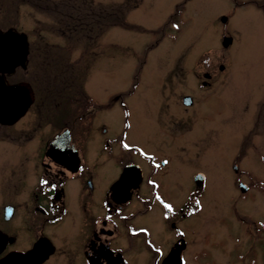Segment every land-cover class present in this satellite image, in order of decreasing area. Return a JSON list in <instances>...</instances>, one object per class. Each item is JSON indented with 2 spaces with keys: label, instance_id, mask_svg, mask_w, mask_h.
<instances>
[{
  "label": "rangeland",
  "instance_id": "obj_1",
  "mask_svg": "<svg viewBox=\"0 0 264 264\" xmlns=\"http://www.w3.org/2000/svg\"><path fill=\"white\" fill-rule=\"evenodd\" d=\"M13 5L6 13L0 10V25L10 23L26 32L30 46L40 39V76H32L33 61L28 72L36 100L16 123L25 138L53 129L43 116L36 125V115L49 107V100L45 106L40 102L45 79L77 78L98 103H113L95 115L97 127L106 131L102 140L118 134L131 152L167 158V165L154 174L163 194L178 199L192 186L194 168L205 173L204 204L198 217L189 220L199 223L200 236L215 242L201 254L206 264H264V0H14ZM84 11L88 17L91 11L105 12L106 17L102 21L104 17L92 16L90 23ZM223 37L229 39L225 47ZM203 61L215 63L216 74L200 97L218 85L204 106L180 109L171 117V95L163 112L166 99L159 90L152 96L150 80L159 83L166 67L178 62L182 74L177 78L189 77V85L190 77L204 70ZM134 77L142 85L134 97L124 99L128 113L122 99H111L127 90ZM152 98L160 107L158 114ZM98 136L92 135L101 142ZM27 139L17 138L20 143ZM93 145L89 142L88 147ZM14 155L0 143V177L4 170L5 177L16 176V169L3 167ZM103 171L107 174L109 168ZM238 181L247 186L246 192L238 190ZM14 193L0 187V215L1 201L12 202ZM138 221L149 219L144 215ZM254 228L261 235L255 236Z\"/></svg>",
  "mask_w": 264,
  "mask_h": 264
},
{
  "label": "flooded vegetation",
  "instance_id": "obj_2",
  "mask_svg": "<svg viewBox=\"0 0 264 264\" xmlns=\"http://www.w3.org/2000/svg\"><path fill=\"white\" fill-rule=\"evenodd\" d=\"M13 2L10 0L7 4L0 0V10L8 12L9 6H17ZM39 41L37 37L36 44L30 46L32 41L26 32L10 23L0 25V113L11 118L16 113L14 107L21 105L24 98H31L23 115L10 123L0 122L4 139L0 143H5L15 154L3 167L10 165L11 169H16V176L5 177L4 170L0 177V187L15 192L12 202L1 201L0 232L5 235V241L0 259L13 251L24 252L40 242L50 252L39 264H206L201 254L211 251L215 242L200 236L199 223L189 220L198 217L204 204L205 173L194 168L192 186L178 199L163 194L166 191L161 190L154 174L167 165L165 156L131 152L121 144L118 134L102 140L106 131L97 127L95 115L113 103H98L85 92L84 82L79 85L77 78L47 77L42 83L46 91L40 102L45 106L49 100V107L36 115L39 117L36 125L39 127L43 116L52 131L47 135L43 133L44 136L38 132L27 139L16 126L36 100L28 72L33 61L32 76H40L36 61ZM177 64L166 67L159 83L156 79L149 83L153 97L159 90L166 99L163 105L174 96L171 117L178 116L174 111L204 106L203 100L218 88L214 85L204 91L202 98L199 95L213 85L215 63L202 65L204 70L196 71L189 85V77L177 78L182 74V66L176 67ZM217 68L222 70L223 67ZM139 85H142L139 79L132 78L127 90L111 101L122 99L120 104L127 112L129 108L124 99L134 97ZM152 99L155 101L153 110L158 114L160 107ZM162 110L166 113L165 105ZM97 128L101 132L96 131ZM11 129H14L12 133ZM93 134H99L101 142L92 137ZM55 137L57 141L50 146ZM17 138L27 140L20 143ZM89 142L94 145L88 147ZM136 153L141 154V158ZM236 156L237 153L234 158ZM230 158L233 162V156ZM126 165L135 166L120 181ZM106 167L109 168L107 174L103 171ZM231 168L235 172L236 164L231 163ZM240 183L244 184L238 181V190L246 192L247 186L244 184L241 190ZM144 215L149 221H138L139 216ZM254 231L255 236L261 235L257 229ZM201 243L210 248L204 249Z\"/></svg>",
  "mask_w": 264,
  "mask_h": 264
},
{
  "label": "water",
  "instance_id": "obj_3",
  "mask_svg": "<svg viewBox=\"0 0 264 264\" xmlns=\"http://www.w3.org/2000/svg\"><path fill=\"white\" fill-rule=\"evenodd\" d=\"M221 22L225 21V18L222 17ZM229 42V39L227 37H223L221 40V45L222 46H227ZM24 48L26 49V42L24 43ZM30 92V91H29ZM25 99V100H24ZM21 102L22 104H18L16 107H14V111H16L15 114H13L11 116V118H6L3 114L0 113V122L2 123H10L12 121H15L17 118H19L21 115H23L24 111L26 110V108L28 107V105L31 102V98H24ZM8 119V120H7ZM58 139V137L53 138L50 141V146L56 142ZM135 165H126L123 169H122V173L120 176V181L124 179V177L129 174V172L132 171V167ZM245 187L244 185L240 184V189L243 190ZM8 216V214H7ZM5 241V235L0 232V250L2 247V244ZM50 252V250H47L46 247H44V245H42L40 242H36L33 244V246L24 251V252H20V251H13L8 253L7 255H5L4 257H2L0 259V264H39L40 262H42L48 255V253Z\"/></svg>",
  "mask_w": 264,
  "mask_h": 264
},
{
  "label": "trees",
  "instance_id": "obj_4",
  "mask_svg": "<svg viewBox=\"0 0 264 264\" xmlns=\"http://www.w3.org/2000/svg\"><path fill=\"white\" fill-rule=\"evenodd\" d=\"M69 9H71V8H69ZM85 10V9H84ZM91 10V9H90ZM66 14L67 13H69V12H65ZM77 13V12H76ZM83 14H84V16H87V18L85 19V20H88V21H90V23H91V17L92 16H95V17H104L103 19H102V21L105 19V17H106V14H105V12H101V11H99V12H97L96 14L93 12V11H91V14H90V17H88V15H86L85 13H86V11H84V12H82ZM70 14V13H69ZM175 14H177V11L172 15V18H170V20H175V18H174V16H175ZM116 18H118V16L116 15ZM74 19V18H73ZM119 20V18L116 20V21H118ZM169 20V21H170ZM174 22V21H173ZM89 24V23H88ZM116 24H119V23H117L116 22ZM130 27V26H129Z\"/></svg>",
  "mask_w": 264,
  "mask_h": 264
}]
</instances>
